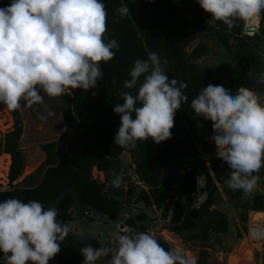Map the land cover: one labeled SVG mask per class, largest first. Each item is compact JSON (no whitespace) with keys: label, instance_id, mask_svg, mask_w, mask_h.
I'll return each mask as SVG.
<instances>
[{"label":"clouds","instance_id":"1","mask_svg":"<svg viewBox=\"0 0 264 264\" xmlns=\"http://www.w3.org/2000/svg\"><path fill=\"white\" fill-rule=\"evenodd\" d=\"M196 2L229 31L237 20L252 21L264 12V0ZM117 12L123 18L129 8L121 5ZM106 19L103 0H9L0 7V106L17 110L40 105L44 112L37 117L45 120L53 115L43 105L45 97L58 99L74 89L97 88L103 77L101 62L112 60L113 50L119 49L115 39L104 37ZM168 64L149 52L147 59L134 62L130 79L123 81L125 89L137 88L138 83L139 87L136 95L122 92L123 104L112 108L119 115L113 142L122 149H135L137 141L151 139L159 144L171 138L175 113L188 97L182 91L187 84L166 75ZM258 80L264 82V72ZM191 108L212 122L210 141L229 169L224 182L234 191L251 193L257 185L256 173L264 167V94L243 85L232 90L209 83L191 100ZM57 216L56 208H46L37 200L0 201V264H49L70 233ZM109 243L111 247L80 248L82 264H96L108 254V264L197 261L180 246L166 249L151 233L131 227L114 234Z\"/></svg>","mask_w":264,"mask_h":264},{"label":"trees","instance_id":"2","mask_svg":"<svg viewBox=\"0 0 264 264\" xmlns=\"http://www.w3.org/2000/svg\"><path fill=\"white\" fill-rule=\"evenodd\" d=\"M8 3L9 0H0V7ZM103 3L107 12L104 37L106 40L115 39L119 49L113 50L115 56L112 60L101 62L103 77L98 81L97 88L88 91L74 89L59 98L66 127L78 135L79 152L68 155L59 152L56 142L43 143L41 148L47 155L44 165H48V168L41 183L29 188L17 187L15 182L26 166L20 144L24 121L19 109L11 110L13 127L0 141V154L11 155L10 184L8 189L0 191V201L15 197L24 202L37 200L46 207L64 189L74 188L80 192L82 203L94 205L115 218L122 204L106 195L107 183L94 179L92 170L97 167L109 177L112 166L125 151L130 153L139 180L149 187L148 191L145 188L138 189V186L130 188L129 199L140 194L139 197L149 205L165 201L170 188L168 180L161 182V175L173 159L178 167L186 160H201L203 155H212V170L219 183L226 184L224 181L228 178L229 169L222 159L216 157L218 149L210 141L213 135L212 122L194 113L191 100L209 83L222 85L226 89H232V86L209 66L198 62L197 57L204 56L205 51L201 54L200 50H196L199 47L197 45L193 50L190 48L196 41L202 45L208 38L212 39L226 55L232 84L243 85L264 94V82L258 80L259 73L264 72V12L260 14L256 30L250 33L244 20H237L229 31L222 22L211 19V15L200 8L196 0H103ZM121 5L129 8V13L123 18L117 12ZM207 46L210 50V46ZM194 50L195 55L192 53ZM149 52H155L162 60L169 61L166 75L187 84V88L182 91L188 100L182 102L175 113L170 139L159 144L151 139L137 141L135 149L125 150L113 142L119 115L112 108L116 104H123L120 96L122 92L129 91L136 95L139 83L137 88L130 90L123 87V81L130 79L129 72L134 62L147 59ZM28 108L36 121H42L38 119L37 113L44 112L43 107L34 105ZM190 164L192 170L182 176L184 190L188 195L195 191L197 175L205 173L210 197L202 209L200 219L188 216L182 225L171 230L180 235L184 242L203 247L201 254L208 258V248L221 245V236L230 232V220L226 212L209 208L218 203L219 195V188L210 170L201 161L197 165L192 162ZM40 170L27 176L24 182L32 184L37 181ZM259 177L264 178V167L260 169ZM226 193L231 200L236 201L235 205L239 209L238 218L242 229H236V238L240 239L248 232L249 212L264 211V194L257 193L252 199L244 201L240 190L236 192L226 188ZM72 203V195L67 194L56 208L58 220L65 223L70 218ZM129 227L149 232L147 227L138 226L136 222H131ZM155 238L166 249L173 246L160 236ZM88 244L93 248L100 247L97 241L83 243L68 235L61 244L60 252L49 264H82L80 248ZM109 259L110 254L100 258L96 264H108ZM261 259L264 264V245Z\"/></svg>","mask_w":264,"mask_h":264},{"label":"rangeland","instance_id":"3","mask_svg":"<svg viewBox=\"0 0 264 264\" xmlns=\"http://www.w3.org/2000/svg\"><path fill=\"white\" fill-rule=\"evenodd\" d=\"M177 2L179 3V1ZM258 19H260V15L256 18V22L259 23ZM251 22L253 21H246V25L249 26ZM253 24H255V22H253ZM197 43L198 42L196 41L192 44L190 50H193V48L197 45L199 47H197L196 50H200L201 54L202 51H205L204 56L197 57L198 62L209 66L224 81L229 83L233 90L240 87L233 85L230 80L231 78L225 61L226 55L223 54L221 48L210 38L206 40L205 44L199 45ZM207 45L210 46V50ZM195 52L196 51L194 50L192 53L195 55ZM43 105L46 106L48 110H51L53 115L51 117H47L45 112L46 119L40 122L36 121L32 117L28 107L19 108L24 121V132L21 137L20 144L24 151L26 166L23 174L15 183L23 181L27 176L36 172L43 166V162L45 161V156L41 148L43 143L56 142L59 152H64L68 155H74L80 150L78 135L65 125L59 98L52 99L45 97ZM13 124L14 119L11 110L6 107H0V141L2 140L4 134L13 127ZM5 154L7 153L0 154L3 171V176L0 181L2 188H8L10 184L9 170L11 165V155L9 154L8 160L6 157L2 159V156ZM212 157V155H203L200 158L201 160L196 158L191 159L192 161L186 160L178 165V169L184 173L188 168L192 167L190 162L197 165L201 161L208 165L212 161ZM133 166H135V164H133ZM92 175L94 178L104 181L102 171L97 167L93 168ZM256 175L258 176V181L255 189L247 195L241 191L242 200H250L257 193L264 194V178H260L259 173H256ZM137 176L138 175L135 173L133 178L134 181H136L135 185L138 187H144V185L147 186L143 181H139ZM164 177L165 172L161 175V181H163ZM218 188L219 195L216 207L228 214L230 220V232L227 235L221 236V245H216L214 248H208L210 252L208 258H204L201 254L204 249L203 247L184 242L182 237L175 232H170L167 229L157 232L150 229V233L155 237L160 236L171 245L180 246L183 250L195 255L197 257L196 264H218L217 262L220 264H230L232 259L237 260L236 264H262L261 251L264 245V234H261L260 231L264 232V217L256 219L255 214L257 211H250L247 222L248 232H245L242 238L237 239L236 229L238 227L241 228L238 218L239 209L235 205L236 201L231 200L229 194L226 193V188H229L227 184L218 183ZM235 191L237 192V190ZM251 231L254 232L253 235L251 234ZM257 233L260 234L256 236ZM254 235L256 237H254Z\"/></svg>","mask_w":264,"mask_h":264},{"label":"water","instance_id":"4","mask_svg":"<svg viewBox=\"0 0 264 264\" xmlns=\"http://www.w3.org/2000/svg\"><path fill=\"white\" fill-rule=\"evenodd\" d=\"M43 151V150H42ZM45 158H47L46 153L43 151ZM217 157V155H216ZM218 158V157H217ZM220 159V158H219ZM48 168V165H45L42 168L40 177L38 181L33 184L25 183L24 180L16 183V186L19 188H29L35 187L41 183L43 176ZM135 166L132 164L130 153L125 151L121 154L118 160L112 166V174L109 178L106 194L108 197L112 199H122L125 196V176H130L134 172ZM168 179L170 181L171 186H176L179 183V177L176 174V165L175 160H171L168 164L167 168ZM197 187L201 192L203 189L204 193L198 196L199 202L197 203V207L207 198L208 196V188H207V179L205 175H201L197 178ZM5 190L8 188H2ZM71 194L73 197V203L71 206V219L67 220L64 224L70 228L69 236L73 237L75 240L83 243H89L93 239L97 240L100 246H106L108 237L112 238L113 235H120L122 227H125L127 221L132 218L138 225H145L148 227H152L153 229L160 230L161 225L169 226V220L163 221H152V220H140L137 215L139 214V210L135 208L131 203L125 204L117 213L115 218H112L110 215L97 210L93 206L90 205H82L81 203V195L80 192L74 188H66L64 189L55 199H53L47 207L57 208L63 198L67 195ZM184 213L187 211L188 200L186 199V195L184 194ZM169 202L168 200L165 202L164 206H167ZM139 206L142 208H146L145 202H140ZM163 206V207H164ZM175 204H172V208ZM152 209L148 208L144 211V213L151 214ZM93 215V220H91L87 214ZM193 216L195 214L192 213Z\"/></svg>","mask_w":264,"mask_h":264},{"label":"flooded vegetation","instance_id":"5","mask_svg":"<svg viewBox=\"0 0 264 264\" xmlns=\"http://www.w3.org/2000/svg\"><path fill=\"white\" fill-rule=\"evenodd\" d=\"M47 158H45V161H46ZM45 161L43 162V166L41 167V170H40V174H41V171H42V168L45 166L44 163ZM204 163V162H203ZM133 164V163H132ZM212 161L210 162V164L206 165V163H204V165L210 170L211 172V175L212 177L214 178V182L215 184L218 186V179L216 178L213 170H212ZM176 165V164H175ZM168 168V167H167ZM193 167L191 168H188L184 173H182L178 167L176 166V174L177 176L179 177V183L178 185L176 186H171L170 185V181L168 179V174H167V169L164 171L165 172V177L163 178V181L161 182H164L166 180H168L169 182V188H170V191H169V194H168V197L165 201H163L162 203H152V204H148L144 199H141L140 194L139 196L137 197V195H135L134 197H130L129 199V196H128V192L130 190V188L136 186L135 183L136 181H134V176H135V168H134V172L132 173V175L130 176H125L124 177V181H125V196L122 198V199H114L116 201H119L121 204H122V207L125 206V204L127 203H131L135 208H137L139 210V214L137 215V217L140 219V220H143V221H146V220H152V221H156V220H159V221H163V220H169V223L170 225L169 226H165V225H161V229L160 230H156V229H153L152 227H148V226H145V225H138V226H144V227H147L148 228V231L150 229H153L157 232H161L162 230L164 229H167L168 231L170 232H174L173 230H171V228L173 227H176V226H179V225H182L186 218L188 216H191L193 217L194 219H200L201 218V213H202V209L204 207V205L206 204L207 205V201L210 197V190L208 188V180H207V188H208V196L207 198L200 204V206L197 207V203L199 202L198 200V196L201 194L204 193L203 189L201 190V192L198 190V187H197V181H196V190L191 192L190 195H188V193H186V191L184 190V185H183V180H182V176H184L185 174H187L188 172H190L192 170ZM163 172V173H164ZM112 174V168L110 170V175L108 177L107 173L105 171H102V176L104 178V181L102 182H106L108 184V181H109V178ZM201 175H205V173H200L197 175V178ZM40 177V175H39ZM138 177V176H137ZM94 178V177H93ZM96 179V178H94ZM206 179H207V176H206ZM99 180V179H97ZM138 180H139V177H138ZM38 181V180H37ZM101 181V180H99ZM140 181V180H139ZM36 181H34L33 183H35ZM32 183V184H33ZM137 187V186H136ZM141 188H145L147 191L149 190V187L148 186H139L138 189H141ZM106 189H107V186H106ZM139 193V192H138ZM141 193V192H140ZM184 194L186 195V199L188 200V205H187V211L184 213ZM107 195V194H106ZM169 198V202L167 204V206H164L165 202L168 200ZM140 202H145L146 203V208H142L139 206V203ZM82 203V202H81ZM175 204V206L172 208V204ZM82 205H90V206H93L94 208H96L97 210L99 211H102L108 215H110L108 212L98 208V207H95L94 205H91V204H87V203H82ZM164 206V207H163ZM217 205L216 204H213L212 206H209V208L211 209H216ZM148 208H151L152 211V215L151 214H148V213H144V212H141V211H144ZM70 213V212H69ZM195 214V216L192 215ZM87 216L93 220V215L91 214H87ZM111 216V215H110ZM112 217V216H111ZM71 219V213H70V218L68 220ZM131 222H135L132 218H130L125 227H129L130 226V223ZM125 227H122L125 228ZM150 232V231H149ZM176 233V232H175ZM177 234V233H176ZM112 238L108 237V241H107V245L106 247H111V244L109 243V241L111 240ZM93 241H97L95 239H93L91 242ZM89 242V243H91ZM98 242V241H97ZM99 243V242H98ZM101 247V246H100ZM106 256V255H105ZM104 256V257H105ZM103 258V257H102Z\"/></svg>","mask_w":264,"mask_h":264},{"label":"bare ground","instance_id":"6","mask_svg":"<svg viewBox=\"0 0 264 264\" xmlns=\"http://www.w3.org/2000/svg\"><path fill=\"white\" fill-rule=\"evenodd\" d=\"M252 21H256V19L255 20H252ZM0 107H2V108H5L4 106H0ZM7 158V160L9 159V154H5L4 156H2V159H4V158ZM5 163V162H4ZM9 163V162H8ZM6 167V166H5ZM5 171V170H4ZM3 176V171H2V165H1V161H0V181H1V177ZM5 178V177H4ZM256 219H260V218H263L264 217V211H257L256 212ZM252 236V235H251ZM254 237H256V236H254ZM236 259H232V261L230 262V264H236Z\"/></svg>","mask_w":264,"mask_h":264},{"label":"built area","instance_id":"7","mask_svg":"<svg viewBox=\"0 0 264 264\" xmlns=\"http://www.w3.org/2000/svg\"><path fill=\"white\" fill-rule=\"evenodd\" d=\"M258 21H259V19H258ZM253 22H255V24H253ZM253 22H251L250 25L247 26L251 33H253V32L256 30V27H257L258 24H259V23L256 22V21H253ZM253 233H254V232L251 231V234H252V235H253ZM260 233H261V234H264L263 231H260ZM260 233H257L256 236H258ZM254 236H255V235H254Z\"/></svg>","mask_w":264,"mask_h":264},{"label":"crops","instance_id":"8","mask_svg":"<svg viewBox=\"0 0 264 264\" xmlns=\"http://www.w3.org/2000/svg\"><path fill=\"white\" fill-rule=\"evenodd\" d=\"M5 1H8V0H2V2H5ZM61 102V101H60ZM29 109V108H28Z\"/></svg>","mask_w":264,"mask_h":264}]
</instances>
